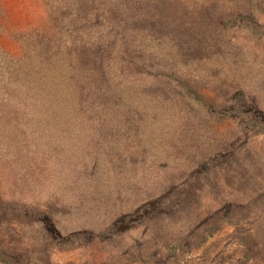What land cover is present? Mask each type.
Returning a JSON list of instances; mask_svg holds the SVG:
<instances>
[{
    "label": "rangeland",
    "instance_id": "1",
    "mask_svg": "<svg viewBox=\"0 0 264 264\" xmlns=\"http://www.w3.org/2000/svg\"><path fill=\"white\" fill-rule=\"evenodd\" d=\"M170 1L0 0V264H264V0Z\"/></svg>",
    "mask_w": 264,
    "mask_h": 264
},
{
    "label": "trees",
    "instance_id": "2",
    "mask_svg": "<svg viewBox=\"0 0 264 264\" xmlns=\"http://www.w3.org/2000/svg\"><path fill=\"white\" fill-rule=\"evenodd\" d=\"M163 1V0H162ZM199 3V2H198ZM178 4L175 3V2H171L170 0H164V2H161L160 3V6H162V8L164 9V11H168L170 13V15H167V19L170 20H175L176 18L179 17V15H175V14H172V8L175 7L176 5ZM202 4L199 3L196 4V3H192V2H189V1H186V0H183V3L181 4V6H183L184 10L182 11V14L186 17H191L192 20L191 22L194 24L192 26V29L196 28V18H198V22H200L202 19L205 20V22H208V23H211L213 21V19H210V18H216L217 16H215L213 13H216V5L213 4L211 6V8H203L205 7V5H202ZM195 18V20H194ZM173 20V21H174Z\"/></svg>",
    "mask_w": 264,
    "mask_h": 264
}]
</instances>
